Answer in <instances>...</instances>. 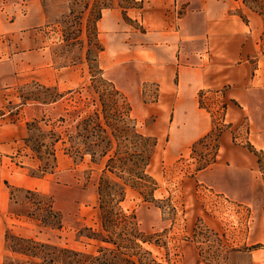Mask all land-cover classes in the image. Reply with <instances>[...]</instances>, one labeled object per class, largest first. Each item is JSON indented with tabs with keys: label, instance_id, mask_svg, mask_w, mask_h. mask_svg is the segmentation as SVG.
I'll use <instances>...</instances> for the list:
<instances>
[{
	"label": "rangeland",
	"instance_id": "rangeland-1",
	"mask_svg": "<svg viewBox=\"0 0 264 264\" xmlns=\"http://www.w3.org/2000/svg\"><path fill=\"white\" fill-rule=\"evenodd\" d=\"M42 1L47 21L40 27V0H0L6 14L0 26V93L5 97L0 100V264L11 255L5 242L8 230L87 252L98 248L84 229L98 226V185L105 160L94 162L91 155L81 157L59 143L55 167L40 174L37 153L25 142L30 136L40 139L30 123L56 120L70 107L72 94L89 85L90 62L127 96L142 133H162L160 139L154 136L158 145L148 166L158 184L153 199L128 187L122 203L153 235L155 243L146 245L153 255L164 264H264V149L249 141L246 122L229 124L224 90L201 93L203 106L212 112L213 133L170 153L169 116L154 123L166 111L158 103V84L141 81L142 73H150L143 67L155 47L140 19L144 0H99L122 15L117 24L97 23L103 50L89 58L86 28L96 0ZM244 3L249 13L264 17V0ZM261 44L264 48V30ZM227 129L234 137L220 148L219 137ZM11 186L21 188L14 197ZM26 189L52 196L62 215L60 229L14 214L28 205Z\"/></svg>",
	"mask_w": 264,
	"mask_h": 264
},
{
	"label": "trees",
	"instance_id": "trees-1",
	"mask_svg": "<svg viewBox=\"0 0 264 264\" xmlns=\"http://www.w3.org/2000/svg\"><path fill=\"white\" fill-rule=\"evenodd\" d=\"M108 7H111L109 3L96 0L88 13V58L94 51L103 50L97 23L103 9ZM84 8H89V3ZM91 63V82L85 89L72 94L73 102L65 108L66 113L54 121L42 118L40 125L39 121L30 123V129L34 127L40 131V139L30 136L25 142L37 153L40 174H47L55 167L59 143L81 157L91 155L94 162L98 158L105 160L98 185V226L84 229L87 231L84 235L96 241L98 248L87 252L8 230L5 242L11 255L5 257L4 264H164L146 246L155 243L153 235L141 227L135 212L129 213L122 206L128 187L141 189L146 199H153L158 184L148 172V166L156 153L158 140L137 128L127 96L103 76L98 65ZM63 96L58 94V98ZM202 97L200 103L204 105ZM224 107L227 108L226 103ZM11 188L13 197L21 190L16 186ZM25 192L28 205L14 214L36 217L43 226L60 229L62 215L55 209L52 196L36 189Z\"/></svg>",
	"mask_w": 264,
	"mask_h": 264
},
{
	"label": "crops",
	"instance_id": "crops-1",
	"mask_svg": "<svg viewBox=\"0 0 264 264\" xmlns=\"http://www.w3.org/2000/svg\"><path fill=\"white\" fill-rule=\"evenodd\" d=\"M143 4L140 19L155 47H150V62L143 67L150 73H142L141 81L158 84V103L166 111L165 118L159 115L154 123L169 116L170 153L212 131V112L201 105L200 96L222 89L229 99L225 115L229 124L246 122L249 141L264 149V17L249 13L243 0H144ZM121 15L117 7H108L99 22L117 24ZM5 21L0 9L1 27ZM46 21L40 0V27ZM161 134L156 131L154 136L160 139ZM232 137L234 131L223 130L220 148L228 147Z\"/></svg>",
	"mask_w": 264,
	"mask_h": 264
}]
</instances>
